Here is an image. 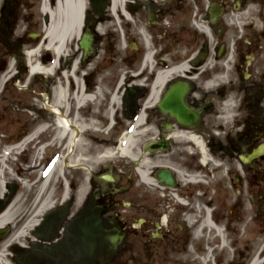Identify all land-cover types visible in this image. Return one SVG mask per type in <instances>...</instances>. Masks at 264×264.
<instances>
[{"label":"flooded vegetation","instance_id":"af4514ba","mask_svg":"<svg viewBox=\"0 0 264 264\" xmlns=\"http://www.w3.org/2000/svg\"><path fill=\"white\" fill-rule=\"evenodd\" d=\"M121 1L96 0L93 12L107 4L116 17L122 4L123 54L121 35L104 32V13L85 24L89 53L78 40L59 56L45 34L16 39L0 3V155L37 149L49 180L61 165L63 190L77 206L68 222L100 219L115 238H94L100 249L90 258L75 253L53 264H167L192 244L218 241L205 217L230 230L242 213L252 212L249 226L264 216V0ZM39 44L36 59L50 72H32ZM118 58L125 69L114 76ZM59 114L85 130L73 148L58 136ZM97 129L120 131L111 144L101 140L98 156L119 153L129 136L133 146L96 168L88 162L94 151L83 156L80 146L92 145ZM254 248L264 262V243Z\"/></svg>","mask_w":264,"mask_h":264},{"label":"rangeland","instance_id":"374dc122","mask_svg":"<svg viewBox=\"0 0 264 264\" xmlns=\"http://www.w3.org/2000/svg\"><path fill=\"white\" fill-rule=\"evenodd\" d=\"M55 1L56 0H48L47 2L51 7H54ZM95 1L96 0H86L85 24L87 19H95L93 17L95 14L98 18H103L102 14L107 13L105 16V21L103 22L105 24L104 32L111 30L117 35H121L120 43L118 44L117 48L119 53L123 54L125 45L122 39L123 21L120 14V8L122 7V4H119L115 11L118 15L116 14V17H112L109 9L106 10V8H108L107 4H98L99 7L97 8V11L99 12H93V4ZM41 2L42 0H0V3L4 7V12H6L7 15H10V18H12L11 24L15 29L14 35L16 39H26V37L28 38V34L32 32L41 34L40 39L43 38L45 31L48 29L50 24V18L47 14L41 11ZM120 3H122L121 0ZM108 18L111 19L109 20ZM77 41L78 37L76 36L74 39H70L66 44V50H69V52H72L73 50L76 51ZM34 43L38 42L34 41ZM23 47H26V44H24ZM43 50L44 49L42 48V53H44ZM41 52L38 53V57L40 56ZM67 59L70 63L71 60L68 58V56ZM75 59L76 58H74L72 61ZM117 61H114L111 70V74L114 76L118 73H123V70L125 69L121 64V59L118 58ZM119 132V130H114L111 133H105L100 129L93 130L91 131V134L98 136L99 140L97 141L93 139V141H90L92 144L90 146L89 144H85L84 142H86V140L83 139V142L80 146V152H82V155L89 156L92 150L94 151L92 158L96 159V161L88 160L90 165L96 166V168L99 165L97 162H99L98 160L100 157L96 153L103 147L100 145L101 140L106 139L110 141L109 144H111L113 140H117L116 138ZM3 148L7 150L10 148V146H4ZM36 150L37 149L34 151V148L31 149L30 146H27L26 148L24 147L20 153H15V151L12 150L8 156L0 155V160H4L3 162H0V168H2L0 172V204H3L6 200L8 203L9 201L11 203L15 201L12 210L13 219L11 218L9 222L0 227V249L4 244H7V260L11 264H19L14 259V253H18L20 257L23 250H12L13 246H28L26 249H28V252L31 254L35 253L37 249H40V246L45 245L51 247L53 251L58 249L59 251L65 253L64 256L60 257L61 259H69L68 250L65 248L62 239L60 240V238H63L65 228L70 224L68 222L69 217L75 213L77 206H71L72 204L70 201L72 191L69 190V192H66L63 190V186L67 185V182L64 184L65 179L62 177V170H59L61 165L57 168L55 174L50 178L47 186L43 187V182L46 178L47 172L44 168V161L41 159V155H38L39 152L37 153ZM86 161L87 160L83 162ZM66 171L70 173V171L67 169ZM44 190L46 191L44 192ZM3 195L7 197V199ZM48 196H50L49 200L51 204L50 206H52L51 208H53V210L58 213V216L49 215L47 218V221H49L48 219L55 221V227L53 229L55 231L52 230L48 233V236L43 237L41 234L44 232V229H42L44 227L41 225L33 234L28 233L27 236H24L25 238H17L18 233L16 234V232L18 231L16 230V224L18 228L20 224L28 221L35 205L39 203L40 200H46ZM11 203L8 205H0L2 206L0 213L2 214L5 212L4 210H6V208H8ZM250 217L254 219L252 212L242 213L239 217H236V220L232 221V228L230 230L226 228L227 231L225 233L228 239L225 240L224 246H222V243L220 245H215L216 241L212 238L208 242L209 248L206 251L204 246L201 245L202 243L200 244L198 242L197 244H192L190 248L188 247L185 251L186 253L181 252V254L177 255V257H172L171 259L166 260L167 264H244V262L249 264L250 261L253 260L254 255L257 253L256 249L254 248L255 244H253L251 241V235L260 236V238L263 236L264 238V216H260L252 226L248 225L251 219ZM241 218L242 220L240 221ZM224 224L225 223L222 225L224 226ZM58 229H60V232L57 235L56 232ZM213 236L214 235L211 234V237ZM56 238H58L57 241H55ZM261 243H264V239L261 240ZM206 252H212L208 262ZM204 253V256H200ZM20 259L22 260V257ZM204 259H206V262ZM26 262L28 263L29 259L27 261L23 260L22 264H27ZM260 264H264V262L261 261Z\"/></svg>","mask_w":264,"mask_h":264},{"label":"bare ground","instance_id":"6f19581e","mask_svg":"<svg viewBox=\"0 0 264 264\" xmlns=\"http://www.w3.org/2000/svg\"><path fill=\"white\" fill-rule=\"evenodd\" d=\"M47 1L48 0H42L41 2V11L47 14L50 18V24L48 26V29L45 31V39H46L45 47L49 48L50 50L53 49L56 52L57 56H59L65 53L67 42L70 39H74L75 36L79 37L81 33V29L83 28L82 20H83L84 11L86 8V0H56L54 7H51ZM119 1L120 0H113V6L116 7ZM41 47H42L41 44H39L36 50H33L30 52V58H31L30 65H31V69L33 73L51 71V68L49 70L48 69L46 70V68L38 62V59H36L38 56V52H40ZM90 50H91V46L89 47V51ZM163 77H164L163 74H161L157 81V84H161ZM59 94L64 96L67 93L65 89L61 88L59 91ZM81 98L83 102L88 97L85 98L82 96ZM116 99H117L116 95L113 96V106H115L114 104H115ZM112 115L113 113H110L109 115L111 119H113ZM58 120L60 122L59 124L60 130H59L58 136L60 137V139H65V137L67 136L68 137V147L72 146L73 148L77 144L78 140L80 139V135L84 134L85 132L84 128L80 125L78 121H75L73 123L65 114L63 115L59 114ZM95 136L93 135L94 139L96 138L97 140H99V137L98 136L95 137ZM133 137L134 136H129L126 139V143L123 142V145L121 146V148L119 149V153L117 154L123 155L130 151V148L133 146V142H134ZM12 150H15V149L11 148V150H8V151L12 152ZM8 151L5 153L9 154ZM102 152H105V153L99 156L100 157V159L98 160L99 162H102V161L105 162L106 160L111 159L112 157L118 156L115 152H112L109 149L108 150L103 149ZM96 154H99V153H96ZM3 161L4 160H0V162H3ZM1 169L2 168H0V172H1ZM142 175H143L144 181L148 182L147 178L145 177L144 172H142ZM47 180H48V177L44 180L43 187L47 186L48 184ZM45 191L46 190H44V192ZM82 191H83V188L80 190V192H78V195L82 194L81 193ZM49 197L50 196H48V198L44 201L40 200L39 203L36 202L37 204L33 208L30 218L28 219V221L25 222L22 228L18 230V232H16V234L18 233L17 238L18 237L25 238L24 236H27L28 233L33 234L41 225L44 227L42 228L44 229V232L41 234L43 237L48 236L49 235L48 233L54 229L55 221L53 219H52L53 221H51V219H48L49 221H47V218L49 217V215L58 216V213L55 210H53V208H51L52 206H50L51 204H50ZM14 204H15V201L10 204V206L5 210V212L0 214V227L11 220L13 216L12 210H13ZM204 222L206 223V225L208 223L209 228H211L212 224L208 222L207 217H205ZM59 232H60V229L57 230L56 232L57 235L59 234ZM217 233L221 236L226 234V233L224 234V232L220 228H217ZM254 242L256 246L261 245L260 236H255ZM6 247H7V244H4L2 248L0 249V264H11L7 260L8 255L6 254ZM76 256H78V254H76ZM38 258L41 259L40 257ZM259 260H260L259 256L254 257L252 264H259L260 262Z\"/></svg>","mask_w":264,"mask_h":264},{"label":"water","instance_id":"95a60500","mask_svg":"<svg viewBox=\"0 0 264 264\" xmlns=\"http://www.w3.org/2000/svg\"><path fill=\"white\" fill-rule=\"evenodd\" d=\"M90 36L85 32L81 36L80 46L83 48L84 53L87 54L90 47ZM182 92V91H178ZM176 117L181 120L182 117L176 115ZM195 118V116H193ZM260 150H257L254 155H258ZM85 223L76 224V219L66 227V232L64 239H62L63 245L68 250V253H84V257L88 258L93 255L98 249H100V242L94 238L102 237V236H110L108 233L104 231L100 224L97 223L100 219H96V222H93L95 219H84ZM91 221V222H90ZM112 237V236H110ZM110 239V238H109ZM112 239H115L112 237ZM111 240V239H110ZM102 244V242H101ZM111 245L114 247L113 241L111 240ZM56 251V252H55ZM32 261L36 260V258L40 257L41 259H45L48 262L56 261V259H60L61 256L65 255V253L57 250H52L51 247L42 245L40 249H37L35 253H29ZM33 255V256H32ZM16 257V260L22 264L23 260L27 261V255L22 257ZM80 262V259L76 261ZM27 263V262H26Z\"/></svg>","mask_w":264,"mask_h":264}]
</instances>
